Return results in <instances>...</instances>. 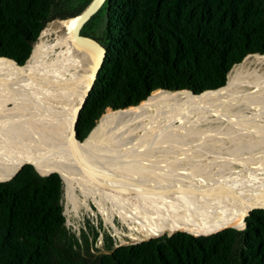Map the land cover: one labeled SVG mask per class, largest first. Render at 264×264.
Masks as SVG:
<instances>
[{"label": "trees", "instance_id": "trees-1", "mask_svg": "<svg viewBox=\"0 0 264 264\" xmlns=\"http://www.w3.org/2000/svg\"><path fill=\"white\" fill-rule=\"evenodd\" d=\"M93 1L0 0V58L26 66L48 25L74 20ZM82 32L107 50L77 127L86 140L109 110L155 92L224 88L235 66L264 56V0H106ZM9 180H0V264H264V209L250 213L246 229L119 248L109 239L100 250L98 235L91 242L68 229L59 173L26 165Z\"/></svg>", "mask_w": 264, "mask_h": 264}, {"label": "rangeland", "instance_id": "rangeland-1", "mask_svg": "<svg viewBox=\"0 0 264 264\" xmlns=\"http://www.w3.org/2000/svg\"><path fill=\"white\" fill-rule=\"evenodd\" d=\"M72 25L73 20H56L43 33H47L49 41L68 33ZM43 33L35 44L32 59L26 63L30 68L26 74L10 75L6 69L0 70V138L3 140L36 142L64 134L76 94L83 89L86 77L80 72L68 69L67 64L59 68L49 63L52 50L49 42L36 56ZM255 60L254 55L247 57L245 69H254ZM61 70L66 71L65 76L60 75ZM167 93L175 92L158 91L152 96ZM210 110L220 114L214 116ZM113 112L109 110L103 115L101 123ZM153 113L148 112L144 123L134 122L130 134L108 137L110 142L116 141L111 143L117 150L139 142L140 149L115 156L127 168L128 177L140 183L139 195L146 199L162 198L168 204L180 206L183 213L178 216L188 221L203 213L221 220L231 211L235 200L264 182V93L263 97L247 103L196 109L194 114L172 124L150 122ZM252 115L258 117L250 119ZM207 133L212 136L205 137ZM154 138L159 141L149 147ZM138 169H145L146 173ZM72 178L70 187L65 183L64 196L67 227L72 233L77 236L85 233L91 242L98 235L95 246L100 250L105 249L109 239L116 248L156 239H146L141 214L110 201L118 191L105 177L75 170ZM3 179L7 178H0ZM163 236L170 235L160 237Z\"/></svg>", "mask_w": 264, "mask_h": 264}, {"label": "bare ground", "instance_id": "bare-ground-1", "mask_svg": "<svg viewBox=\"0 0 264 264\" xmlns=\"http://www.w3.org/2000/svg\"><path fill=\"white\" fill-rule=\"evenodd\" d=\"M77 21V19L73 20L71 28L68 27V33L56 35L49 41L47 33H43L42 42L36 51L37 56L46 47V41L49 42V49L52 50L47 60L51 65L61 68L62 65L67 64L68 69H74L86 77L83 89L76 94L75 105L69 114L67 113L66 131L57 137L36 142L33 140L18 142L0 138V178L13 179L28 164L33 165L41 175L59 173L69 187L75 170H84L90 175L105 177L119 193L114 190L117 195L112 194L110 201L115 205L122 204L136 214H141V222L146 229V239L157 238L164 234L172 236L178 231H186L196 236H211L232 227L244 228L248 214L255 209L264 208V182L259 183L253 192L246 193L241 199L235 200L231 211L221 220H217L210 213H203L198 214L200 216H194L192 221H188L178 216V213H183L180 206L168 204L162 198L157 199L151 196L153 198L146 199L139 195L140 183L128 177L127 168L121 163L120 158L115 157L129 155L130 151L140 149L139 142L117 150L113 147L116 141H111L112 144L108 137L114 136L112 137L114 139L122 134H130L132 124L144 123L150 111H154L150 116V122L162 124L171 122L172 124L175 120L186 118L194 114L196 109H202L205 106L242 104L263 97L264 56L254 55L256 58L254 69L246 70V62H244L231 70L226 88L201 95H193L188 91L154 94L148 104H143L145 106H140L141 103L135 107L115 111L101 123L105 115L87 138V142L80 144L74 139L72 121L101 55L96 47L76 38L74 29ZM1 69H6L10 75H24L30 68L17 66L13 60L0 58ZM61 71L60 75L65 76L66 71ZM210 112L214 116L220 114L215 110ZM257 117L252 115L250 119ZM156 140L158 139L154 138L148 144L149 147L153 146ZM148 145H146L147 150ZM138 170H141L140 173H146L145 169ZM103 210L107 213L105 209Z\"/></svg>", "mask_w": 264, "mask_h": 264}, {"label": "water", "instance_id": "water-1", "mask_svg": "<svg viewBox=\"0 0 264 264\" xmlns=\"http://www.w3.org/2000/svg\"><path fill=\"white\" fill-rule=\"evenodd\" d=\"M105 1L106 0H94L92 2V4L87 8V10L82 15H80V16H78L76 18H70V19H77L78 20L77 23H76L75 29H74V33H75L76 38L78 40L82 41V42L88 43V44L96 47L100 51V55H101L100 61L96 64V66L94 68V71L92 73V77H91L88 89H87L86 93L84 94L79 106L77 107V109L75 111V114H74V117H73V121H72V132H73V135H74V139H75V141L77 143H80V144H84V143L87 142V139L86 140H80L78 138L77 127H78V123H79V120H80V115H81V112H82V110L84 109V107L86 105V102H87V100L89 98L90 92L94 88V85H95V83H96V81L98 79L100 70H101V68L103 66V63L105 61L106 54H107V50H106V48H105V46L103 44H101L98 40H96V39H94L92 37L85 36L82 31H83V28L86 25V23L89 20H91V18L98 12V10L102 7V5L105 3ZM64 20H66V19H64ZM188 92L192 93L193 95H198V94L193 93L191 91H188ZM201 133L202 132L197 131V134H201ZM210 136H212V133L205 134V137H210ZM116 147H119V146H116ZM53 173H57V172H53ZM53 173H50L48 175H42V176H49V175H51ZM262 209H264V208H262ZM250 213L248 214V216L250 215ZM246 227H247V222L245 221V228L244 229H246Z\"/></svg>", "mask_w": 264, "mask_h": 264}]
</instances>
